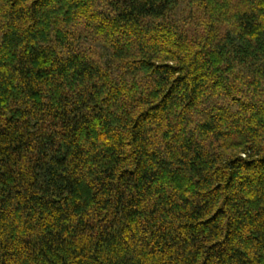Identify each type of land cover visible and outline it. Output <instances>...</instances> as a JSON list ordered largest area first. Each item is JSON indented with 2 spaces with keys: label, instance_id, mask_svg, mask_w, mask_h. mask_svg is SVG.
<instances>
[{
  "label": "trees",
  "instance_id": "16d2710c",
  "mask_svg": "<svg viewBox=\"0 0 264 264\" xmlns=\"http://www.w3.org/2000/svg\"><path fill=\"white\" fill-rule=\"evenodd\" d=\"M0 264H264V0H0Z\"/></svg>",
  "mask_w": 264,
  "mask_h": 264
}]
</instances>
